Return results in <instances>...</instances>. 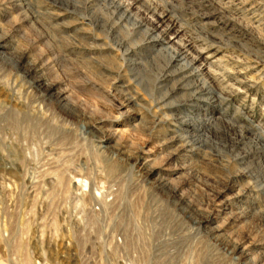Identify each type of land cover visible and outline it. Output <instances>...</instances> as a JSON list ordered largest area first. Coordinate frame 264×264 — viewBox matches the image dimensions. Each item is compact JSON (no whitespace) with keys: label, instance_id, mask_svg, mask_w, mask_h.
<instances>
[{"label":"rangeland","instance_id":"obj_1","mask_svg":"<svg viewBox=\"0 0 264 264\" xmlns=\"http://www.w3.org/2000/svg\"><path fill=\"white\" fill-rule=\"evenodd\" d=\"M123 8L0 0V264L70 260L56 177L119 186L102 214L141 264H264V0Z\"/></svg>","mask_w":264,"mask_h":264},{"label":"bare ground","instance_id":"obj_2","mask_svg":"<svg viewBox=\"0 0 264 264\" xmlns=\"http://www.w3.org/2000/svg\"><path fill=\"white\" fill-rule=\"evenodd\" d=\"M105 1L114 9V11L119 12L121 16H126L127 18V11H125V9L123 8V0H105ZM140 1L142 0H134L135 3H140ZM160 18H163V16H160ZM175 39H177V37L171 38L170 40L174 41ZM0 43H1L0 48L7 49L6 46L2 45V41H0ZM166 44L168 45V41ZM182 58L186 59L184 56ZM28 72L29 71H25L24 74H28ZM44 79L45 78L43 77H39L37 79L38 81L35 83V85H37L36 87L41 89L44 86L45 87L48 86V90L54 89L55 86L48 85L47 81H45ZM65 95H66L65 92H62L59 94V98L61 100H65L66 99V97H64ZM205 131H208V129L206 128ZM57 180L58 178L56 177L52 181L48 182V227L49 228H51V226H53L54 228L56 227L59 228L58 227L59 223L57 220V213H58L59 208L62 209L66 204L75 206L72 203H70L71 201L70 193L72 192H69V189L71 188L66 187L67 190L65 189L64 191H62V189H60L59 187L64 186L63 185L64 182L58 183L56 182ZM77 181L83 182L81 180H77ZM90 183L92 185V188L96 187V189L93 190V193L91 191V194L89 193V195H87V198L98 199L100 200L101 203L99 204V206L91 205V207L88 210H86L85 206L87 204L85 203L86 204L85 205L84 202L86 201L87 198L85 197L86 199L83 198L79 201L80 207L77 205V208H79V210L78 212L76 211L75 214L76 213L79 214L80 219L78 220L77 214L74 215L73 218H71L75 226L73 227V230L71 229L72 232L70 231L71 235L68 234V236H70L74 240V244L70 249H68V252L70 253L68 256H71V257L73 256V257L80 259L81 260L80 264H141L138 254L132 251L129 246L127 247L125 239L120 234H116L117 232L114 230L113 227H111L109 223L110 220H108L107 217L102 214L104 211L103 206L106 203H108L105 201L106 198L108 197L109 199V197L112 198V196L113 197L116 196L119 193L118 191L120 189L119 186L116 183H111V185H109L108 188H104V190L102 188L103 192L102 191L101 192L103 193V196H99L97 190L98 188L101 189L100 186H97V184L92 181H90ZM159 184H161V188L165 187V183L163 181H160ZM86 189H87V186H86ZM59 200H60V203L58 202ZM208 220H209V217L206 218L205 222H207ZM59 221L61 220L59 219ZM60 228L62 229V226ZM68 229L69 227H67V230L65 229L66 233ZM57 237H59V240H60V236H57ZM54 249H53V252H54ZM65 252H67V250ZM247 252H249L247 251V248L243 250L240 248H236L231 251V254L236 255L235 261L238 262L239 264H262V263H258L257 261H253V259H250L248 257ZM61 254L62 253H60L59 255ZM65 259L67 258H63L62 261H67ZM49 261H48V264H50Z\"/></svg>","mask_w":264,"mask_h":264},{"label":"built area","instance_id":"obj_3","mask_svg":"<svg viewBox=\"0 0 264 264\" xmlns=\"http://www.w3.org/2000/svg\"><path fill=\"white\" fill-rule=\"evenodd\" d=\"M72 193H70V198H71V201L70 203H72L73 205L75 206H72V205H65L62 209L59 208L58 210V213H57V220H58V223H59V215L61 213V220L66 223L67 225L71 226V229L73 230V227L75 226L74 223H73V220L71 218L74 217L75 212L79 210V208H77V205L79 206V201L81 199H78V200H73V198L71 197ZM60 203V200L58 201ZM80 207V206H79ZM74 211V213H73ZM64 216V218H63ZM77 218L78 220L80 219V216L79 214H77ZM51 229V228H50ZM71 230V232H72ZM74 242H72L71 240H67L66 242L63 241H53V242H48V247L49 248H60V249H65V250H68L70 249L72 246H73ZM75 246V245H74ZM70 258V260L68 261L67 264H80L81 260L76 258V257H71V256H68Z\"/></svg>","mask_w":264,"mask_h":264}]
</instances>
